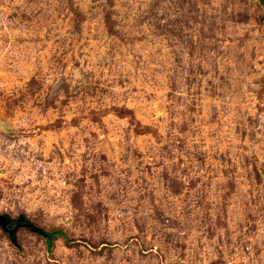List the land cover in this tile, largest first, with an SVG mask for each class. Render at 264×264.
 Instances as JSON below:
<instances>
[{
	"label": "rangeland",
	"instance_id": "1",
	"mask_svg": "<svg viewBox=\"0 0 264 264\" xmlns=\"http://www.w3.org/2000/svg\"><path fill=\"white\" fill-rule=\"evenodd\" d=\"M0 215V264H264V0H0Z\"/></svg>",
	"mask_w": 264,
	"mask_h": 264
},
{
	"label": "water",
	"instance_id": "2",
	"mask_svg": "<svg viewBox=\"0 0 264 264\" xmlns=\"http://www.w3.org/2000/svg\"><path fill=\"white\" fill-rule=\"evenodd\" d=\"M29 227V225L24 222L23 220L18 221H12L9 220L7 216L0 215V228L8 234L9 237H12L14 233L20 228V227Z\"/></svg>",
	"mask_w": 264,
	"mask_h": 264
},
{
	"label": "trees",
	"instance_id": "3",
	"mask_svg": "<svg viewBox=\"0 0 264 264\" xmlns=\"http://www.w3.org/2000/svg\"><path fill=\"white\" fill-rule=\"evenodd\" d=\"M51 237V235H47V238H50Z\"/></svg>",
	"mask_w": 264,
	"mask_h": 264
}]
</instances>
